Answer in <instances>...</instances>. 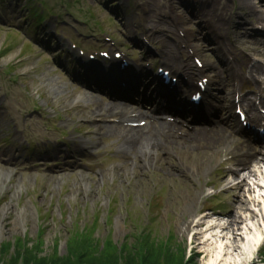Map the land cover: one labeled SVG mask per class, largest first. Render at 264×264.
<instances>
[{"label":"rangeland","instance_id":"374dc122","mask_svg":"<svg viewBox=\"0 0 264 264\" xmlns=\"http://www.w3.org/2000/svg\"><path fill=\"white\" fill-rule=\"evenodd\" d=\"M106 1L5 0L0 8V264H205L198 242L190 245L178 227L185 200L203 192L199 215L233 214L230 204L238 192L226 189L229 179L222 176L234 168L225 162L229 156L198 180L191 170L205 154L201 149L198 154L195 140L180 136L182 131L170 136L188 154L186 169L176 155L159 148L152 167L136 164L133 153L146 151L150 138L139 139L131 154H120L125 138L110 129L113 115L94 113L113 110L114 101L75 75L68 58L76 54L61 50L71 44L78 52L127 51L138 55L133 61L138 69L161 64L162 56L173 67L189 62L198 67L195 59L204 60L207 73L214 72L211 65L221 68L216 95L229 104L232 71L224 64L233 63L231 51L239 58L237 77H249L246 62L264 66V56L247 43L259 28L254 23L260 15L248 11L254 0H115L108 7ZM198 1L207 3L205 18L229 29L232 43L225 40L222 48L201 30L205 22ZM33 6L48 18L38 29L32 24L38 22ZM236 25L243 28L238 35ZM146 38L150 50L142 44ZM66 141L74 145L68 153ZM235 147L236 154L248 150ZM248 183L256 189L251 179ZM254 197L252 192L247 200ZM262 206L250 204L256 222H261ZM242 264H264V239L251 262Z\"/></svg>","mask_w":264,"mask_h":264},{"label":"bare ground","instance_id":"6f19581e","mask_svg":"<svg viewBox=\"0 0 264 264\" xmlns=\"http://www.w3.org/2000/svg\"><path fill=\"white\" fill-rule=\"evenodd\" d=\"M200 1L203 2V0ZM249 1L251 0H243V3H249ZM114 2L116 1L114 0ZM198 4H201L199 17L202 22H205V25L201 27V30L205 34H211L213 40H216L217 44L222 48L225 47V40L227 41V43H232V38H227V36L229 35V29L227 31H223L220 29L218 23L214 22L215 20L204 17L207 11L205 7L207 3H201L198 1ZM250 5L251 8L248 11H250L252 14L256 15V13H258L260 15L258 19L256 15V22L254 23V26L259 27L260 29L256 28L252 30V39L247 41V43L252 50H256L258 48V51L254 52H259L262 56H264V0H254V2H252V4ZM120 11L121 9H119L118 7L117 12L119 13ZM223 26L224 25H222V27ZM225 27L228 28V26ZM242 31V26L236 25L233 28V32H235L236 35H238ZM259 39H261L263 43L259 42ZM142 44L145 49H151L149 47L147 38L146 40L144 39ZM173 53V48H169L168 58H171ZM194 54L195 55L193 56L198 58L199 53L195 51ZM231 54L234 57L233 63L225 61L226 63L224 64V66H226V68L229 67V71H232L230 78H235L240 72V68L238 65L239 58L236 56L235 51H231ZM199 61L201 63V67L198 66V69L200 71L195 68L190 62L187 63L186 66L180 65L174 67V73L179 82V85H175V87L172 88L176 93L180 92L181 94V91L183 90L182 84H184L187 80H189L190 82L196 81L202 74H206L207 77H210L212 81H215L217 73H220V71H222L221 68L219 70H216L218 67L215 65H211L214 72L207 73L206 70L209 64H206L204 60ZM161 62H164L163 56L161 57ZM156 64L152 65L156 66ZM258 64H251V62H246V65L249 69V77L247 79H240V83L242 85H244L245 83H254V86H256V88L253 92L258 93L259 95H263L264 92L261 83L259 84L258 81L261 80L262 77H264V66H260V64ZM147 66L149 67V65H146L145 67ZM243 68L245 70L247 67L244 66ZM133 72L134 73L132 74V76L137 75L143 77L145 74L146 76H148L150 70H135ZM123 79H127L128 81H130V79L127 77ZM206 79L208 84L209 79ZM184 88H188V90L190 89L189 93H193V89L191 88L190 84H186ZM196 90L198 91L199 89L196 88ZM239 93V91H235L234 93L235 96L240 97L241 102L243 100L242 104L239 102V105L241 107L245 105L248 115H252L250 118L252 119L253 124H255L254 127H258V124H260L262 118L259 116V109L257 107H259V105L263 101L262 95L257 100V103L254 104L251 101H246L244 96H239ZM73 101L76 105L78 101H81V98L79 97L78 99H74ZM261 105L264 106V102ZM257 109L258 113L256 111ZM169 110H171V108ZM94 113L111 114L113 115L115 122H136V116L134 115L135 113L126 110L125 114H123V109L118 105H116L111 111H109L108 107H104L98 109ZM200 113L202 112L200 111L199 114ZM141 114L146 115L145 113ZM125 115H128V117H125ZM224 115L227 116L228 114L225 113ZM200 117L201 115H198V119ZM148 118L153 119L154 124L149 125L148 127H146V125L144 127L145 129L143 130H137V136L135 134H132L134 128L126 129L124 127H119V125L116 126L114 123L112 124L110 129H119L122 132V137L125 138L119 145V153L124 154L125 152H128L127 154H131V151L134 149L138 138L143 136L149 137L152 135L149 139V144H147L146 146V151H141V148L139 153H133L132 156L136 159V164L141 163L147 167L149 165L152 167L155 160L158 159V155L155 153L157 151L154 149L159 148V150L164 149L166 153H169L170 155L172 154L171 156L176 155L179 158L182 166L186 169V162L189 160V158L187 157L188 154L186 155L185 152L178 149L179 146H176L177 144H174L175 140L170 136L171 132L183 130L179 128V125L167 123L165 120L158 119V117L148 116ZM180 136H184V138L194 139V145H196V147L192 148L198 149L196 150L198 151V154L200 149L205 154V158L202 157V159L198 161L201 162L199 166H194L193 168L192 166L188 165V167H192L191 174L193 175L194 179H204V177H206L212 170H214V168L218 166V164L223 163V157L229 156L226 159L227 161L225 162L233 165L234 168L224 172L222 176H224V180L229 179L226 189L238 192L236 201L233 200L234 203L230 204L233 214L223 216L224 218L214 214L199 215L197 211V204L200 200V197L203 195V192L195 193L193 197L185 200L184 207L181 209V216L178 219V227L181 233L186 236L190 245H192L196 241L198 242L199 247L201 248V252L203 253V257L205 256V259H207L205 261V264H242L251 262L255 250L261 243V240L264 239V148L259 146L258 151L254 153L246 151L243 152V154H236V150L238 151L239 149L234 146L235 140H233L232 137L227 134L225 127L212 128L207 125V127L204 126L200 129H194L191 132H183V135ZM261 138L262 137H257L256 139L260 140ZM170 145L172 146L169 148ZM174 150H176L175 153H173ZM192 165L195 164L192 163ZM134 167H137V165H135ZM261 177L263 181L260 180ZM162 179L166 178L162 177ZM249 179H251L253 187L256 186V189L249 187ZM260 181L263 182L262 185L259 183ZM244 187H247L248 189L244 190ZM258 188H260L259 191H257ZM252 192L255 193V197L252 198L251 201H248L247 197L252 196ZM174 195H177V193H174ZM187 197L188 195H186L185 199ZM250 204L258 205V207L263 205V212L261 213L262 223L260 221L256 222L258 214L251 209ZM245 214H247L246 219L243 217V215ZM184 216H186V219L184 218ZM198 238H201V241H198Z\"/></svg>","mask_w":264,"mask_h":264},{"label":"trees","instance_id":"16d2710c","mask_svg":"<svg viewBox=\"0 0 264 264\" xmlns=\"http://www.w3.org/2000/svg\"><path fill=\"white\" fill-rule=\"evenodd\" d=\"M183 263V262H182Z\"/></svg>","mask_w":264,"mask_h":264}]
</instances>
